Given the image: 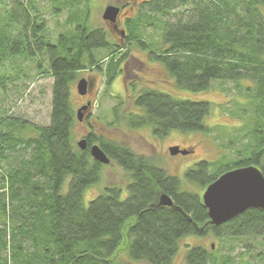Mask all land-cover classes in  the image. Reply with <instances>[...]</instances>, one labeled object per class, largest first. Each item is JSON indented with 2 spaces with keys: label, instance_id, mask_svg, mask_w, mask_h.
Instances as JSON below:
<instances>
[{
  "label": "trees",
  "instance_id": "16d2710c",
  "mask_svg": "<svg viewBox=\"0 0 264 264\" xmlns=\"http://www.w3.org/2000/svg\"><path fill=\"white\" fill-rule=\"evenodd\" d=\"M21 1L0 0V264H171L184 237L208 234L232 243V249L222 255L214 245H187L186 264H237L232 253L237 245L243 250L240 264H264V211L248 209L215 226L200 192L239 167L254 165L264 174V0H145L127 17V51L131 43L139 44L176 87L204 91L217 80L251 84L245 89L253 111L241 109L230 142L242 143L241 148L233 156L202 159L182 177L94 129L84 136L86 149L79 148L73 84L99 62L100 50L122 47L123 41H112L105 28L93 25L88 9L82 23L79 13L71 12L68 23L78 20L74 30L52 42L45 21L32 12L35 1ZM145 22L160 31L159 38L142 37ZM40 57V74L54 79L50 122L42 126L8 115L3 102L9 92L7 66ZM114 59L105 72L108 85L121 71V60ZM133 99L138 112L129 113V127H152L156 135L213 130L207 123L211 101L180 99L155 88H142ZM94 144L129 173L127 187H99L110 163L93 158ZM94 185L100 193L86 204ZM163 193L172 198V207L159 205Z\"/></svg>",
  "mask_w": 264,
  "mask_h": 264
},
{
  "label": "rangeland",
  "instance_id": "374dc122",
  "mask_svg": "<svg viewBox=\"0 0 264 264\" xmlns=\"http://www.w3.org/2000/svg\"><path fill=\"white\" fill-rule=\"evenodd\" d=\"M22 1L25 4H29L33 0ZM34 1L32 12L35 11L45 21L46 34L51 37L52 42L56 43L60 34L67 32V29L74 30L78 20L74 19L72 23H68L71 12L79 13V21L82 23L87 21L86 12L89 9L90 21L93 22V25L105 28V31L112 37V41L118 43L121 42L117 38L119 33L117 34L116 30H113L112 24L103 18L104 9L109 5L121 6L124 3L125 11L119 27L125 29L128 33V25L125 22L127 19L124 21L123 17L134 16L136 13L134 8L141 6L145 0H92L91 7H88V0H71V4L67 2L63 6L56 4L54 0ZM12 3L13 0H10L9 4L13 5ZM66 25L68 26L66 27ZM142 29L144 30H142L141 35L144 39L152 42V38L157 39L160 37V31L154 26L152 28V23L147 24L145 22ZM126 39L129 38L125 36L122 39V47L114 46L108 51L100 50L97 57L99 62L95 65H89L90 67L81 71L77 81L73 84L72 106L76 111L86 105L88 101H91V109L83 115L85 121L78 120L74 126L76 142L83 139L89 131L94 129L98 133L104 134L107 138H114L119 142L125 143L126 146L129 145L137 153V156L143 155L144 157L149 156L151 159H156L170 174L180 177L184 176L188 168L202 159L212 161L220 158L223 154H231L230 156H233L235 150L240 149L242 145V143H230L232 138L236 137V124L242 121L239 118L241 109L253 111L250 104H247L249 93L245 89V86L251 84L245 81L239 87L237 83L232 81L217 80L212 83V87L208 90L191 91L181 89L178 86L176 87L174 78L163 72L160 64L147 60L149 59L147 57L149 52H143L139 44L131 43L129 46L131 49L128 52V46H126L128 41ZM111 59H114V62L121 60L120 69L124 66L125 73L120 72L113 83L108 85L105 72H107ZM20 61L14 62V65L9 64L5 69L10 76L8 83L9 92L5 94L4 98L2 95L1 97L8 110L7 113L8 115L24 117L33 123L41 124V126L48 124L52 106L50 97L52 94L51 85L54 79L52 76L40 74L41 69L37 65L44 61L43 57L35 61L25 58L22 60L21 58ZM19 69H21L20 73L18 72ZM89 77H91L90 80L94 81V87L92 88L94 90L93 93L83 96L78 92L77 84L82 78L88 79ZM171 81L174 83H171ZM142 88H155L180 99L211 101L213 103L212 113L207 119V123L213 128L212 132H178L177 130H172L166 135H156L152 127H129L128 122H126L129 113L138 112L134 107L133 98ZM112 95H117V97L114 98ZM118 97L122 100H119ZM118 106L120 107L117 109L116 115L115 108ZM0 113H2L1 108ZM111 123L114 124L110 126ZM171 146H180L182 149H188L190 153L170 154ZM129 176V173L118 167L116 163L111 162L103 167V181L99 187H127L130 182ZM97 185H94L86 192V204H89L91 199L100 193V188ZM68 187L69 180L67 179L64 183L63 191L68 190ZM184 187L199 190V187L194 188V186L189 184H184ZM126 190L124 194L127 192ZM204 191L201 190V194ZM219 241L212 234H208L204 238L184 237L180 243V250L171 264H186L184 258L187 245L201 244L206 248L214 245L212 247L218 248L220 254H227L232 249V243L223 242L221 244ZM127 244L129 242H125L124 246ZM232 253L234 261L240 264L239 262L243 258V250H240L237 245ZM257 261L260 262V260Z\"/></svg>",
  "mask_w": 264,
  "mask_h": 264
},
{
  "label": "water",
  "instance_id": "95a60500",
  "mask_svg": "<svg viewBox=\"0 0 264 264\" xmlns=\"http://www.w3.org/2000/svg\"><path fill=\"white\" fill-rule=\"evenodd\" d=\"M103 18L112 23H116L120 14V7L109 5L104 9ZM125 32L122 31V35ZM94 81L82 78L78 84V92L81 95L88 93L89 89L94 87ZM91 109V101L83 105L77 110L79 121H83L88 110ZM79 148L86 149L88 146L85 137L77 142ZM170 154L176 155L179 153L188 154V149H182L180 146H171ZM93 158L103 164H109L110 159L106 153L94 144L91 147ZM258 167L254 165L239 167L226 171L220 175L213 183L205 189L202 200L210 217V223L215 226H220L228 222L248 209H261L264 211V174ZM159 205L171 206L174 202L167 194H161Z\"/></svg>",
  "mask_w": 264,
  "mask_h": 264
},
{
  "label": "flooded vegetation",
  "instance_id": "af4514ba",
  "mask_svg": "<svg viewBox=\"0 0 264 264\" xmlns=\"http://www.w3.org/2000/svg\"><path fill=\"white\" fill-rule=\"evenodd\" d=\"M124 8H125V5L120 6L121 11H120V14H119L120 16H118V19H116L117 22H116V23H111L112 26H113V27H112L113 30H116L117 34L119 33L118 36H117V38L120 39L121 42L123 41L122 39H124V37L126 36V35H125V36L122 35V36L119 37V35L122 34V31L126 32L125 29H121V28L119 27V26H120L119 23L121 22L122 15H123V13H124V11H125ZM127 17H128V16H127ZM127 17H126V16L123 17L124 21L127 19ZM124 21H123V22H124ZM125 22H126V21H125ZM125 22H124V23H125ZM118 44H119V43H118ZM120 45H121V44H120ZM123 67H124V66H123ZM123 67L120 69V70H121L120 72L124 74V73H125V72H124L125 69H124ZM92 78H93V77H92ZM90 79H91V77L88 78L89 81H90ZM93 90H94V89H89L88 93L85 94V96H87L88 94L93 93ZM87 103H88V102H87ZM83 121H85V120H83ZM83 121H82V122H83Z\"/></svg>",
  "mask_w": 264,
  "mask_h": 264
},
{
  "label": "bare ground",
  "instance_id": "6f19581e",
  "mask_svg": "<svg viewBox=\"0 0 264 264\" xmlns=\"http://www.w3.org/2000/svg\"><path fill=\"white\" fill-rule=\"evenodd\" d=\"M182 210V209H181Z\"/></svg>",
  "mask_w": 264,
  "mask_h": 264
}]
</instances>
